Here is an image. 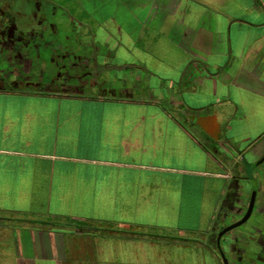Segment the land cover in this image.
Instances as JSON below:
<instances>
[{"label": "crops", "instance_id": "0c3cea01", "mask_svg": "<svg viewBox=\"0 0 264 264\" xmlns=\"http://www.w3.org/2000/svg\"><path fill=\"white\" fill-rule=\"evenodd\" d=\"M206 1L183 0L182 6L181 1L151 0L147 13L153 21L137 20L143 31L148 29L146 44L159 46L152 34L179 14L183 28L170 42L182 60L151 53L134 39L131 45L118 41L117 50L122 47L125 53L110 49L72 55L70 60L83 62L91 72V88L84 95L28 87V61L21 54H1L0 264H77L66 253V232L152 241L136 218L153 201H172L169 184H159L156 173L183 184L188 172L149 160L155 156L178 157L190 146L206 163L220 166L216 157L225 160V171L212 176L221 187L208 196L211 213L199 229L204 233L231 174H239L236 184H250L242 177L247 173L264 180L260 168H254L264 153V0ZM111 15L100 22L111 18L122 30ZM141 90L147 99L135 96ZM164 101L180 117L166 112ZM145 107L155 111L146 115L141 112ZM205 109L207 114L200 116L198 111ZM219 118L228 129L236 119L237 134L205 149L187 125L197 122L213 132ZM163 127L170 129L169 136ZM226 149L235 152L229 156L232 162L224 157ZM182 212L180 204L177 216ZM204 236L197 238L198 245L204 246ZM206 247L217 259L214 264H221L213 248ZM88 259L84 264L101 263Z\"/></svg>", "mask_w": 264, "mask_h": 264}, {"label": "rangeland", "instance_id": "374dc122", "mask_svg": "<svg viewBox=\"0 0 264 264\" xmlns=\"http://www.w3.org/2000/svg\"><path fill=\"white\" fill-rule=\"evenodd\" d=\"M164 1L170 0H161V2ZM175 1H181L183 6V0ZM18 2L17 0L16 4ZM111 2L112 0H30L31 6L35 9L32 19L40 20L45 26H49L40 37L39 43L34 47H29L34 63L32 73L39 76L38 78L43 86L74 88L71 90L73 95H84L83 93L87 92L86 88L90 90L91 87L87 84L92 80L91 72L88 70L89 68L83 65V62H77L78 66L75 68L71 65L72 62L68 60L60 61L59 64L49 60L50 55L62 53L63 44L61 46L57 42H63V39L67 36L72 39V43L73 40L77 41L78 35L84 31V26L91 30V40L94 44L92 49L94 48L97 52L113 49L125 53L126 50L122 47L117 50L118 41L131 45V39H134L135 44L136 42L139 43L141 47L151 53L154 52L161 56L165 54L168 58L177 61L183 59V54L179 48L173 42H170V39L179 35L180 30L183 28V24L178 22L180 21L179 14H174L173 24L166 26L165 29L162 28L160 33H151L153 37L156 36V41L160 43L159 46H152V44H146L149 38L146 35L148 29L143 31L137 21L142 22L144 20L146 25L153 21L151 18L148 19L149 15L147 13L151 0H118L116 5ZM206 2L218 5L219 1L209 0ZM219 4L222 3L219 2ZM26 6V4L23 5V7ZM106 14L114 15L116 23L122 24L120 26L122 30L115 25L111 18L101 23L102 16ZM53 24L57 29H51ZM138 30L143 32L138 34ZM74 44L73 48L75 47ZM67 65H70V67ZM153 81L156 82V79L153 78ZM92 91H95V89H92ZM135 96L141 99L148 98V94L145 91L142 92V90L135 92ZM206 98L207 101L208 97ZM161 107L166 112L180 117L178 111L171 110L166 101L161 104ZM154 111L152 107L141 109V112L146 113V115ZM198 112L202 117L207 114L206 109ZM235 120L232 124L233 129L227 128L224 118H219V123L214 125V128L212 127L213 132L203 129L201 124L197 122L195 125H187V128L198 144L205 149H211L217 146L218 143L225 142L229 136L237 134ZM191 121L195 122L196 119L191 118ZM168 127L170 128V126ZM163 131L167 134L166 136L171 133L170 129L167 128ZM243 145L244 143H241V146ZM199 152V150L194 151V148L187 146L183 148V155L178 157L162 158L155 156L149 158L154 163L179 165L188 170L185 177H183V184H180L178 180H167L168 175L165 173H156L160 180L159 184H169L167 189L171 188V192H169L172 201H169V205L168 202L153 201L149 209L146 210L148 212L145 211V215L141 214L139 218H136L137 227L140 231H145L153 236L152 241L140 240L134 242L127 239L119 241L99 233L78 235L66 232L67 255L75 257L76 259L73 260L77 264H84L91 257L101 261L100 264H214L217 259L215 260L214 255L208 251L206 246L198 245L196 240L202 235L199 229L204 227L205 221L211 213V201H209L208 196H211L213 190L215 191L221 187V184H215L216 179L212 176L216 171H225L226 166L223 164L225 160H220L223 159L221 157H216L220 161V166L206 163V161L199 158L201 155ZM225 153L228 154L224 155L226 160L228 156V161L232 162L233 158L229 156H234L235 152L226 149ZM179 188L183 190L182 195L177 191ZM172 189L177 190L173 191ZM180 204L183 205V212L182 216L178 217V206ZM199 213L203 214L201 220L197 217ZM178 227L183 228V233L177 230ZM117 257L121 259L120 263L114 260ZM68 261H72V259H68Z\"/></svg>", "mask_w": 264, "mask_h": 264}, {"label": "flooded vegetation", "instance_id": "af4514ba", "mask_svg": "<svg viewBox=\"0 0 264 264\" xmlns=\"http://www.w3.org/2000/svg\"><path fill=\"white\" fill-rule=\"evenodd\" d=\"M16 1L0 0V56L5 54L9 58L16 54L23 55V58L28 61L27 69L29 72L26 74L28 87L48 88V85H42L39 76L32 73L34 63L29 47H34L39 43L40 37L49 26H45L40 20L32 19L35 9L31 6L30 0L28 2L27 0H18L17 4ZM24 4L27 6L23 7ZM51 29L57 28L53 24ZM83 29L84 31L78 35L77 41L73 40L74 48L72 39L67 36L63 42H57V44H63L62 53L50 55L49 60L55 63L68 60L76 68L78 61L70 60L72 55L85 51L96 52L94 48L92 49L94 44H86L93 42L91 30L86 27ZM83 65L85 66L84 63ZM67 66L70 67V65ZM66 75L69 76L68 73ZM51 88L66 91L74 89L65 88V86H51ZM257 167L260 168L264 178V153L255 161L254 168L257 169ZM237 177L239 174H231L230 181L224 187L218 207L208 228L204 230L205 233L201 232V236L204 234L206 236L203 237L205 239L204 246H211L223 264L217 246L218 233L244 216L253 194V207L249 217L240 226L224 232L219 239V246L228 264H264V180L260 182L247 173L243 174L242 177L246 178L250 184H236Z\"/></svg>", "mask_w": 264, "mask_h": 264}, {"label": "water", "instance_id": "95a60500", "mask_svg": "<svg viewBox=\"0 0 264 264\" xmlns=\"http://www.w3.org/2000/svg\"><path fill=\"white\" fill-rule=\"evenodd\" d=\"M253 201H254V197H253V194H252L251 199H250V202H249V205H248V208H247V210H246L244 216H243L239 221H237V222L231 224L230 226H228V227L222 229V230L218 233V236H217V246H218V248H219L220 257H221V259H222V261H223V264H228V263H227V259H226L225 255H224L222 249H221L220 246H219V239H220L221 235H222L224 232H226V231H228V230H230V229H232V228H234V227L240 226L242 223H244V222L246 221V219L249 217V215H250V213H251V210H252V207H253Z\"/></svg>", "mask_w": 264, "mask_h": 264}]
</instances>
